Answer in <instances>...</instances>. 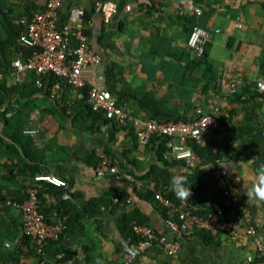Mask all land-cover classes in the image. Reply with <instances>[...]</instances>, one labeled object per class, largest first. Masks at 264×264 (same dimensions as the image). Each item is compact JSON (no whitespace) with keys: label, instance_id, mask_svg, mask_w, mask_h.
I'll return each instance as SVG.
<instances>
[{"label":"crops","instance_id":"obj_1","mask_svg":"<svg viewBox=\"0 0 264 264\" xmlns=\"http://www.w3.org/2000/svg\"><path fill=\"white\" fill-rule=\"evenodd\" d=\"M23 3L0 0V49L5 32L28 20ZM192 3L202 10L198 19L178 0H61L57 25L72 13L79 18L90 13L85 26L89 45L105 65L106 88L129 114L167 121L191 119L197 108L218 112L223 130L211 135L222 154L217 163L231 191L243 192L264 166V95L256 87L264 71V0ZM211 17L201 63L192 64L196 57L187 48L191 19L204 24ZM229 83L237 85L234 94ZM4 89L0 264H38L33 242L24 240L17 208L27 187L40 192L39 208L47 221L55 215L67 217V228L54 248L73 264H121L129 237L125 225L136 220L156 235L175 240L179 250L170 257L161 245H154L138 253L133 264H264V255L257 258L246 237H212L199 231L179 237L169 230L154 200L125 181L98 176V155L104 153L119 169L146 181L152 167L164 166V152L158 154L159 142L139 146L131 129L91 111L84 90L64 87L61 101L55 102L35 87L30 73L21 85L4 80ZM30 128H38V144L23 134ZM168 173L170 190L177 176L185 188L190 172L181 163ZM32 174L58 177L65 187L36 182ZM118 193L124 211L114 202L107 204ZM235 195L247 204L264 245V201Z\"/></svg>","mask_w":264,"mask_h":264},{"label":"built area","instance_id":"obj_2","mask_svg":"<svg viewBox=\"0 0 264 264\" xmlns=\"http://www.w3.org/2000/svg\"><path fill=\"white\" fill-rule=\"evenodd\" d=\"M178 1L187 4L195 18L201 17L202 10L194 6L192 0ZM34 3L40 4L43 10L31 15L24 24V31L18 36L19 44L30 49L31 54L26 58L16 57L11 62V71L6 80L21 85L23 76L30 73L35 87L46 92L55 102L61 101L64 87L72 90L87 88L86 101L91 111L101 112L105 120L113 122L118 127L132 129L139 146L146 147L153 138H166L165 160L177 161L189 172H196L205 180L212 179L218 197L210 203L206 214L198 215L197 205L189 203L186 199L170 197L169 185H161L152 180H136L132 175L119 169L104 153L98 155L97 175L125 181L140 193L151 192L154 202L171 216L166 221L169 230L179 237L197 231L212 237L226 236L229 239L246 237L250 240L256 257L261 258L264 255V245L254 227L247 204L231 191L226 174L219 163L216 161V166L203 164L202 159L189 145L193 140L199 143L204 135L223 130L219 113L205 112L197 108L194 117L188 120L157 121L141 119L120 109L106 88L105 65L90 47L89 37L84 33V25L80 18L72 13L68 21L58 27L61 0H34ZM212 25L211 17L204 24L191 26L187 48L197 58L202 57L204 53ZM4 78L5 76L0 73V81ZM228 87L231 94L236 92V83H229ZM256 87L264 95V71L256 80ZM23 134L38 144V128L25 129ZM33 180L65 187L64 181L54 176H34ZM37 194V188L27 187L24 191V201L17 204L23 236L34 242L35 253L39 257L38 264H73L61 252L56 253L52 261L46 258V246L49 242L59 240L67 228V217L55 215L53 220L48 222L39 208ZM112 202L123 206L119 193L112 198ZM154 245H161L170 257H175L179 250V244L175 240L156 235L150 226L132 225L131 236L127 239L121 264H133L138 253Z\"/></svg>","mask_w":264,"mask_h":264},{"label":"trees","instance_id":"obj_3","mask_svg":"<svg viewBox=\"0 0 264 264\" xmlns=\"http://www.w3.org/2000/svg\"><path fill=\"white\" fill-rule=\"evenodd\" d=\"M21 1H24L23 4H24V7L26 8V14L29 18H30L29 15H31L32 13H34L38 10L41 12L43 10L42 7H40L42 10L40 8H38V6L34 3V0H21ZM89 15H90V13L83 12L82 16L80 17V20H81L82 24L84 25V33L87 36H88V31L85 29V26L90 21ZM29 18H28V20H29ZM191 23H192V25L199 24L197 22V20H195V19H191ZM23 31H24V25H22L21 23H19L18 25H14L12 27L11 32H8V33L5 32V35H3V38L1 41L0 73L3 75V77L5 76V78L0 81V109L5 107L4 114L6 112V99H5V94H4V92H5L4 80H6V77L9 75V73L11 71V62L16 57L26 58L27 56H29L31 54L30 49H28L24 46H21L19 44L18 36ZM202 57H203V55H202ZM202 57L194 58L192 60V64L201 63L200 59ZM82 90L85 91V94H86L85 96L87 99V88H84ZM117 106L120 109H122L119 104H117ZM175 120H177V119H175ZM212 134L213 133H211L209 135L202 136L201 141L199 143H197L196 141L193 140L189 143V145L196 152V154L199 155V157L202 159L203 164L216 166V161L220 160L222 154H221L220 150L217 149L219 147V145L217 143H215V141L211 138ZM166 140H167L166 138H164V139L153 138L150 142L153 141V143H155V144L159 142L158 154H161V153L165 152L164 142ZM176 162L177 161H174V160H172L171 162H168V160H164V162H163L164 166L162 167V169L152 167L150 169L149 173L147 174V176L145 177V179L155 181L161 185L170 184L168 169L171 168L173 165H175ZM31 176H32L31 179L33 180L34 175L32 174ZM145 179H142V180H145ZM186 179H187V182H185L184 186H185V188L190 190V195L186 198V200L191 204L197 205V207H198L197 214L198 215L206 214V212L209 210L210 203L218 197V193L214 189L215 186L213 184L212 179L210 178L208 180H205L201 176H199L196 172H190L188 174V176H186ZM211 190L213 191V193H209V192H211ZM115 195L116 194H113L112 197H114ZM145 195L147 197H150L152 200H154L151 192H147V193H145ZM169 196L173 197V198L176 197V195L174 194V192L172 190L169 193ZM39 197H40V192H38L37 199ZM24 199H25V195H24L23 201H24ZM108 200H109L107 203L108 206H113L112 199L110 198ZM23 201H20V203H22ZM20 203H18V204H20ZM123 206H124V204H123ZM123 206L121 207L119 205H116V207H120L121 210L124 211ZM225 210L227 211L228 208H225ZM162 211H163V214L165 215V217L167 219H169L171 217L167 213L166 210L162 209ZM42 212L46 217V213H44V211H42ZM129 218L133 219V214L130 215ZM131 222H130V225H127V224L125 225V231H127V237L131 235V226L132 225H134V224H145L142 220H136V221H131ZM20 225H21V222H20ZM204 234H206V233H204ZM23 237H24L25 241L31 240L28 237H25V236H23ZM54 243H56V242H50L47 245L48 248L46 249V251L48 253V256L46 255V258L49 261L54 260L55 254L57 252H59V250L54 248V247H56V245ZM33 245H34V242H33ZM32 250H33V252H35V245H34V248ZM37 258H38V262H39V257L37 256Z\"/></svg>","mask_w":264,"mask_h":264},{"label":"clouds","instance_id":"obj_4","mask_svg":"<svg viewBox=\"0 0 264 264\" xmlns=\"http://www.w3.org/2000/svg\"><path fill=\"white\" fill-rule=\"evenodd\" d=\"M204 168V167H203ZM171 187L174 194L181 199H186L190 195V190L181 185V181L177 177L171 179ZM245 191L240 192L239 189L233 190L234 194H243L248 200L264 201V166H262L255 177V183L245 186ZM50 243V242H49ZM48 243V244H49Z\"/></svg>","mask_w":264,"mask_h":264}]
</instances>
